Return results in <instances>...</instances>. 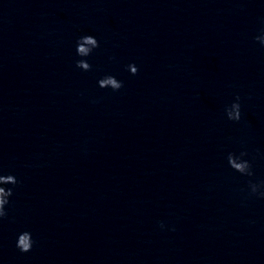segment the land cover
Wrapping results in <instances>:
<instances>
[{
	"label": "clouds",
	"instance_id": "9594fccd",
	"mask_svg": "<svg viewBox=\"0 0 264 264\" xmlns=\"http://www.w3.org/2000/svg\"><path fill=\"white\" fill-rule=\"evenodd\" d=\"M264 32V30H262ZM259 43L264 46V34L255 37ZM100 47L99 41L92 35H84L78 38L76 42V54L77 56L81 57L75 62L77 68L83 71H90L91 65L88 63L86 58L90 56L94 49ZM129 72L132 75H136L138 73V67L135 64H130L127 66ZM98 86L101 89L110 88L114 92L119 91L123 87V82L118 80L116 77L112 75H106L98 81ZM225 114L227 119L233 122H239L242 118L241 112V103H240V96L237 95L235 97L234 102L225 109ZM247 155L246 152H240L239 155L235 153H229L227 155V161L229 166L236 172L240 173L241 175L252 176V165L248 160L243 159ZM19 181L17 180L16 176L12 174L8 175H0V185H17ZM261 188H264V181L260 184H250L251 194L255 195L258 194L261 198H264V191H259ZM13 195L12 188H5L0 186V221L7 218L8 213L5 210V206L10 203L9 197ZM160 227L163 228V223L160 224ZM34 241L32 239L30 232H23L19 234L16 247L22 252L27 253L31 251L33 247Z\"/></svg>",
	"mask_w": 264,
	"mask_h": 264
}]
</instances>
